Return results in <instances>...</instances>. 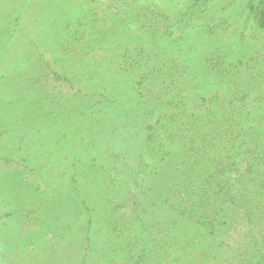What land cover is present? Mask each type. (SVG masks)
<instances>
[{
    "label": "rangeland",
    "instance_id": "374dc122",
    "mask_svg": "<svg viewBox=\"0 0 264 264\" xmlns=\"http://www.w3.org/2000/svg\"><path fill=\"white\" fill-rule=\"evenodd\" d=\"M205 2L0 0V264H258L264 197L220 232L183 193L220 144L233 177L247 171L233 129L197 132L246 101L213 68L243 57V91L264 68L250 0ZM213 94L203 118L177 113Z\"/></svg>",
    "mask_w": 264,
    "mask_h": 264
},
{
    "label": "trees",
    "instance_id": "16d2710c",
    "mask_svg": "<svg viewBox=\"0 0 264 264\" xmlns=\"http://www.w3.org/2000/svg\"><path fill=\"white\" fill-rule=\"evenodd\" d=\"M205 1L207 0H196L199 4H204L206 3ZM249 10L254 15L258 25L264 29V0H250ZM223 59L218 62L219 67L213 68V70L219 72L214 74L215 77L222 80L223 88L233 92L234 95L236 94L229 102H235L234 100L239 94L241 97L246 98V101L235 102L236 105H234L233 109L226 107L224 109L225 113L220 115L216 113L213 115L214 110L209 109L205 117L200 116L205 118V123L212 125V129L202 126L201 129L197 127V132L203 137L208 132L209 134H212L210 132H215L217 136L214 135V137L219 140L220 132L224 128L228 131L233 129L232 135L236 140L241 141V148L237 150L243 155V162L247 161V171L240 179L233 177L231 166L235 163L230 161L231 157L229 156V161L227 162V159L220 162V156L216 155L217 151L224 149V145H226L225 143L220 144L216 146V151L213 154H208L213 157L211 166L204 167L205 169H200L199 167L190 169V172H194L195 175L193 179L187 177V180L183 182L185 185L183 193L188 195V193L195 191L196 195H200L198 202L192 205L194 209L203 208L204 212H206V217L214 215V217L210 218L212 227L219 226L218 231L226 230L228 232L231 220L230 217L225 220V216L230 215L232 218H238L242 214L251 215L257 207V202L264 197V146L262 143L264 142V68L263 64L257 68L256 74L253 75L256 82L250 83L243 91L240 87V84L244 82L243 77L251 76L252 74L250 70L240 68L239 63H244L243 57L238 56V60H235L238 63H234L226 55H223ZM225 62H227L226 67ZM174 65L176 66L177 64ZM176 73L177 71L171 73L172 78H174ZM176 90L179 93L183 92L178 87ZM216 99L218 97L214 94L210 97L198 95V97H194L191 100L187 96L186 98L183 97L181 99L182 103L177 104L180 108L177 113L183 119L193 112L198 120L200 116L198 117L195 113L196 107H203L208 102L211 103L210 106L216 105ZM177 101L180 100L177 99ZM168 102L174 104L171 99ZM189 110H192L190 114H188ZM231 122L234 123L231 124ZM229 142L232 146L231 140ZM193 149L197 157L203 158L207 156L206 154L204 155L206 152H202L205 151L204 147L196 146ZM248 157L250 158L248 159ZM215 161L217 163H214ZM197 162H200V159H197ZM194 165H196V160ZM193 184L196 188L192 186ZM191 212H195L199 216L198 219L202 216L197 211ZM224 222H226V228L222 226ZM251 222L247 240L258 246L260 239L256 237L258 234L256 232L258 231L257 229H263L264 227L258 228L259 220ZM197 223H202V221L197 220ZM256 258H258V260L256 259L258 264H264V252L258 251Z\"/></svg>",
    "mask_w": 264,
    "mask_h": 264
}]
</instances>
